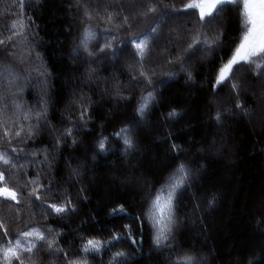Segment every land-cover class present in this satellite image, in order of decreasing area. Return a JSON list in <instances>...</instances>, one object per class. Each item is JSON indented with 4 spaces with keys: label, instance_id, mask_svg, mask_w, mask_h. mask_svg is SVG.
Wrapping results in <instances>:
<instances>
[{
    "label": "trees",
    "instance_id": "trees-1",
    "mask_svg": "<svg viewBox=\"0 0 264 264\" xmlns=\"http://www.w3.org/2000/svg\"><path fill=\"white\" fill-rule=\"evenodd\" d=\"M130 1H133L135 7ZM72 2L73 0H25L21 14L19 0H0V40L12 37L14 32L18 33L21 20L28 25L24 35H17L12 42L0 45V62L15 65L26 75L25 69L39 66L40 62L34 56L38 52L49 73L47 121L50 124L41 122L33 139L23 142L14 140L11 147L25 149L18 163L25 164L26 171L11 170L8 183L21 192L17 185L24 184L39 172L41 184L47 185L51 181L53 190H60L56 192L57 196L67 190L76 205L75 212H68L62 217L45 213L37 201L27 199L28 190L32 186L21 192L25 204L33 205L31 210L27 207L21 209L23 216L16 215L14 202L0 200V221H3L11 234L9 238L14 239L17 230H25L26 224L50 227L53 231L48 238L57 239L59 247L65 251L71 249L70 256L76 257L80 255L77 251L80 241L75 237L81 233L103 239L111 234L109 228L123 231L120 227L123 224L133 225L135 232L137 222L133 218L147 208L149 193H154L164 183L178 162L185 161L194 171L198 169L197 179L193 181V187L183 194L177 206L178 224L172 241L174 246L177 249H191L200 258L199 264H247L249 257H264V123H257L260 118H264V104H258L259 96L264 93V88L263 92L260 90L261 83L264 87V74L257 78L253 75V69L242 63L234 66L231 80L215 90L212 88L216 69L226 61L230 49L234 47L233 41L242 31L237 8L231 4L221 6L222 19L212 22L214 29L223 30V43L219 48L207 52L208 58L203 55L204 51L197 50L187 61L188 70L193 75L192 81H186L184 73L177 74L171 80L159 73L175 71L177 68L176 65H166L165 58L161 55V49L164 48H168L172 55L177 52L174 45H169V37L172 36L169 29H175L184 35L187 29L198 25L196 13L187 10L189 14L175 22L161 23V37L155 42L147 64L158 73L155 77V82L159 85L156 89L157 101L149 109L146 122L134 134L135 150L130 152L129 157H124L122 143L111 136V133L124 123L134 122V108L143 87L142 82H129L134 74L129 66L135 65L136 58L130 49H124L112 62L103 55L91 62L83 58L73 59L71 50L78 43L82 25L75 9L70 11L68 8V4ZM146 2L149 0H124L122 14L129 15L131 27L118 33L121 38L126 37L129 31L148 30L153 26L156 16L136 15L132 18V14L146 11L141 6ZM150 2L156 3L157 0ZM164 2L181 8L188 0ZM103 6L104 0H101V15ZM119 10V6L112 2L109 11ZM14 22L17 24L16 28H13ZM91 23L98 30L106 27L99 18ZM120 23L121 19L117 18L108 27L113 28ZM173 23H177V26ZM19 42L28 53L34 46L31 58L30 53L25 55L20 49L22 47L18 45ZM100 42H103L102 37ZM95 47L93 45V50ZM180 47H186V43L180 42ZM8 53L15 55L10 56ZM21 59L25 61L23 65L18 63ZM89 63L93 68L99 67L97 75L103 77V80L90 82L86 79ZM32 77L30 85L21 96L25 109H38L37 101L42 94L35 73H32ZM161 80L167 82L159 84ZM117 81L123 86L121 91L129 97L128 100H118L113 95L111 86ZM232 83L239 85V96L231 89ZM242 87L244 91L240 93ZM105 89L108 90L107 94ZM82 92L91 97L92 119L74 133L80 143L75 146H71V140L62 143L60 150L49 156L53 160L51 168L39 163H35V167L27 164L28 160H32V150L53 148L55 136L69 124V115L76 121L78 108L72 100ZM237 100L245 110L244 113L235 108ZM216 104L219 105L215 106ZM173 107L183 115L177 120H168L166 114ZM225 108L231 109L230 114L224 112L223 127L218 128L212 117L217 110L223 112ZM252 112L256 114V118L248 116ZM5 115L7 124L12 126L20 114L10 108ZM52 128L57 132L53 133ZM168 133H172L170 138ZM100 135L109 137L108 147L112 151L96 154L93 145ZM219 140L227 143L229 148L223 149V158H215L211 154L213 143ZM172 142L182 146L184 151L179 155L173 153L170 150ZM8 147L6 143L0 142V149ZM93 155L96 160H93ZM37 156L43 159L42 153H37ZM228 158L232 163L227 161ZM69 165L85 172L81 181L70 179L72 175ZM81 188L84 189L83 195L88 197L86 201L81 198ZM213 194L216 196L215 205L208 207L207 200ZM45 195L47 194L41 193V196ZM193 196L196 198L193 199ZM118 203H123L131 215L124 218L109 216L108 210ZM32 213L35 215L30 219ZM45 215L47 220L44 219ZM57 232L61 235L56 236ZM152 235V227L145 221L142 243L133 246L127 240H121L114 243L110 251L123 249L127 252V264H168L170 250L155 248ZM110 251L95 258L89 256V264H101V260L106 264ZM37 260L38 264L40 261L43 264H63L61 256L48 254L46 245L39 250ZM257 264H264V258L258 259Z\"/></svg>",
    "mask_w": 264,
    "mask_h": 264
},
{
    "label": "snow or ice",
    "instance_id": "snow-or-ice-1",
    "mask_svg": "<svg viewBox=\"0 0 264 264\" xmlns=\"http://www.w3.org/2000/svg\"><path fill=\"white\" fill-rule=\"evenodd\" d=\"M112 2L119 6V11H109ZM112 2L104 0L103 15H101L100 8L101 0H73L72 3L68 4V8L70 11L73 8L75 9L79 22L82 25L78 43L72 49L75 58H83L91 62L97 56L103 55L106 59L114 61L118 53L124 49H130L131 54L136 58L135 65L129 66L130 71L134 73L130 77L129 82H142L143 87L141 88L142 94L134 108V122L124 123L117 131L111 133V136L118 138L122 143L123 147L121 151L124 155L135 150L136 137L134 133L144 123L149 109L157 101L156 89L159 85L155 82V77L158 73L155 68L148 67L147 64L155 42L161 37L159 31L161 23L175 22L176 19L188 15L187 10H193L196 13L198 21V25L187 29L184 35H181L175 29H169V32L172 33V36L169 37V45H174L177 48V52L175 55H172L168 48H164L161 49V55L165 58L164 63L166 65H176L177 68L175 71H161L159 73V75L166 77L167 80L173 79L179 73H184L186 81H192L193 75L188 70L187 61L195 55L197 50L204 52L215 51L223 43V30L214 29L212 22H219L222 19L220 14L221 6L226 4H231L237 8L242 31L236 37V40L233 41L234 47L230 49V55L226 61H223L216 69L215 81L212 84V88L215 90L231 80L234 74V66H239L242 63L253 69L255 77L259 78L264 74V0H188L181 8H177L174 4L165 3L164 0H157L156 3H152L149 0V2L141 5L146 11L134 13L132 14V18H135L136 15H153L157 17V20L150 29L138 32L129 31L128 35L124 38H121L118 33L126 28L130 29V17L129 15L122 14L124 0H112ZM24 3L25 0H19L21 14ZM93 5L96 6L93 7ZM132 6L135 7V4ZM96 18L103 21L106 27L102 30L93 27L91 21ZM117 18L121 19V23L115 25L113 28L108 27L109 25H113V22ZM28 20H31V18L28 17ZM16 27L17 24L14 22L13 28ZM18 27L19 32H14L13 36L6 40H0V45L12 42L17 35H24L28 25L21 20ZM68 31L70 33L71 29ZM101 37L103 42H100ZM180 42L186 43V47L181 48ZM93 45L96 46L95 50H93ZM13 46L15 45L13 44ZM33 51L34 46L29 50L30 58ZM8 55L14 56L15 53H8ZM34 56L40 62L39 66L25 69L26 75L22 73L19 67L6 62H0V142L6 143L9 146L7 149H0V200L7 203L14 202L13 207L16 210V215L23 216L24 213L21 209L27 207L31 210L33 205L31 203L25 204L21 192L32 186L28 190L27 199L29 201L33 199L37 201L39 207L45 213L62 217L68 212L76 211V205L73 203L71 194L67 190H64L57 196L56 192H60V190H53L51 181L47 185L41 184L39 182V172L24 184L17 185L21 189V192H18L16 188L10 186L8 183L12 175L11 170L26 171V165L18 163L22 158L21 154L25 153V149L11 147L14 140L23 142L33 139L39 131L41 122L50 124L47 121V77L49 73L43 66L40 53L35 52ZM221 59L223 60V58ZM18 63L23 65L25 61L21 59ZM95 71V68L89 63L86 68V79L92 80ZM32 73H35L38 82L41 84L42 94L37 101L38 109L36 107L25 109L21 96L25 88L30 85V81L33 78ZM167 80H161L159 84H164ZM111 87L113 95L118 100L126 101L129 99L121 91L123 86L118 81L112 84ZM231 89L239 96V85L237 83H232ZM107 91L105 89V94H107ZM9 97H11L10 102ZM73 103L78 108L76 121H73L71 115H69L67 117L69 124L67 127L59 130V134L55 136L53 148L42 147L32 150L30 153L32 160H28L27 164L35 167V163H39L47 168H51L53 160H50L49 156L54 152H58L62 143H66L68 140H71V146L80 143L79 138L74 133L82 126H86L92 119L90 112L92 101L91 97L82 92L78 97L74 98ZM10 108L15 113L20 114L13 121L12 126L7 124L5 115ZM235 108L242 110L239 100L236 101ZM227 111V108L223 112L217 110L212 118L217 123H220L224 112ZM182 115L181 111L173 107L167 112L166 119L177 120ZM33 120L35 123H33ZM52 132L56 133L57 130L52 128ZM171 136L172 133H168V138ZM108 144V136H98L93 145L96 154L112 151L108 147ZM170 150L176 155L184 151L183 147L175 142L170 144ZM37 153H42L43 159H39ZM92 158L95 159L96 156L93 155ZM69 168L73 177H79L82 174L79 168H72L71 165H69ZM197 171L198 169L194 171L189 166V163L185 161L178 162L172 172L166 177L164 183L154 193H149L147 208L140 215L133 218L137 222L135 232L133 231V225L123 224L120 226L123 231H113L109 228L108 231L111 234L103 239L97 236H86L81 233L78 237H75V239H79L80 241L77 246V251L80 255L76 257L70 256L71 249L65 251L64 248L59 247L57 239L48 238L53 231L50 227L41 228L26 224L25 230H17L14 239H10L11 234L3 221H0V264H26V262L27 264H38L37 254L45 245L47 246L48 254L62 257L63 264H89V256L93 258L101 256L105 251H110L114 243H118L121 240H127L133 246L142 243L145 221L151 225L153 230V246L161 250H170L168 264H199L200 258L191 249H177L172 243L174 240V230L178 224L177 206L183 194L193 187V181L197 179ZM83 192L84 189L81 188V198L86 201L88 197L84 196ZM41 193H46L47 195L41 196ZM195 198L193 196V199ZM52 200H58L59 202H50ZM215 202L216 196L213 194L207 200L208 207H213ZM196 207L198 208L199 205L197 204ZM107 214L122 218L131 215L123 203L116 204L115 207L108 210ZM34 215L32 213L30 219L34 218ZM44 219L47 220V215L44 216ZM60 235L61 233H56V236ZM261 258L264 257L259 255L249 257L247 264H257L258 259ZM127 259L128 253L123 249H117L116 251H110L106 264H127ZM39 264H43V262L40 261ZM101 264H105V262L101 260Z\"/></svg>",
    "mask_w": 264,
    "mask_h": 264
},
{
    "label": "rangeland",
    "instance_id": "rangeland-1",
    "mask_svg": "<svg viewBox=\"0 0 264 264\" xmlns=\"http://www.w3.org/2000/svg\"><path fill=\"white\" fill-rule=\"evenodd\" d=\"M131 2V4H134V3H132L133 1H130ZM171 22V21H170ZM172 23V22H171ZM174 25H176L177 26V23H173ZM18 45L20 46V47H22V48H20L23 52H24V54L25 55H27V54H29L28 53V51L25 49V47H23V45L21 44V42H19L18 43ZM19 56H22L21 54H18ZM71 55H72V58L73 59H77V58H75L74 57V55H73V53H72V50H71ZM203 55L206 57V58H208V55H207V52H203ZM112 62V61H111ZM95 73L93 74V79L92 80H90V82H93V81H96L97 79H101V80H103L104 78L103 77H99L97 74V72H99V67L98 68H95ZM166 78V77H165ZM262 79V78H261ZM89 81V80H88ZM263 84H264V81H263ZM38 85H39V87H41V84L38 82ZM42 88V87H41ZM263 85H262V83H261V85H260V90L263 92ZM13 91H15L14 89H13ZM40 91H41V89H40ZM244 91V89H243V87H242V89H241V92L240 93H242ZM233 93V92H232ZM233 95H234V97H236V95L233 93ZM73 101V100H72ZM72 103V102H71ZM74 104V103H73ZM258 104H259V106H261V105H263L264 104V93H262V95H260L259 96V99H258ZM219 104H216L215 106H218ZM264 106V105H263ZM228 109V111L227 112H225V114L226 113H229L230 114V108H227ZM262 109V108H261ZM239 112H245V110H239ZM262 114V113H261ZM248 116H250L251 118L252 117H255L256 118V114L254 113V112H252V113H249L248 114ZM262 117V116H261ZM254 118V120H255V122H256V119ZM146 122V119H145V121H144V123ZM223 121L221 120V122L220 123H217V126H218V128L220 127V128H222L223 127ZM257 123H264V118L262 117V118H260V120L257 122ZM135 134V133H134ZM223 149H229L228 148V146H227V143H224V142H220V140L219 141H216V143L214 144L213 143V145H212V150H211V154L215 157V158H223L224 157V153H222V151H223ZM231 152V151H230ZM134 154V153H133ZM123 156L124 157H129L130 156V153H129V155L127 154V155H124L123 154ZM93 160H96V158L95 159H93ZM227 161H229V162H231V160H230V158H228L227 159ZM232 163V162H231ZM69 170H70V168H69ZM71 171V170H70ZM82 174L79 176V177H73V176H70V179L71 180H80L81 181V179L83 178V176L85 175V172L82 170V172H81ZM81 183V182H80ZM82 184V183H81Z\"/></svg>",
    "mask_w": 264,
    "mask_h": 264
}]
</instances>
